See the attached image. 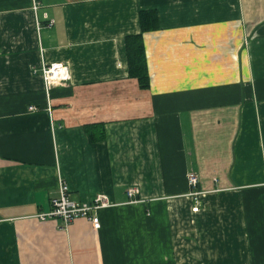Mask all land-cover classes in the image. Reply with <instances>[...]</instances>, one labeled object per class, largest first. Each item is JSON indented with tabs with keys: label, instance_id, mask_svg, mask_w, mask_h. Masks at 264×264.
Instances as JSON below:
<instances>
[{
	"label": "crops",
	"instance_id": "crops-1",
	"mask_svg": "<svg viewBox=\"0 0 264 264\" xmlns=\"http://www.w3.org/2000/svg\"><path fill=\"white\" fill-rule=\"evenodd\" d=\"M60 182L99 229L37 218ZM0 264H264V0H0Z\"/></svg>",
	"mask_w": 264,
	"mask_h": 264
},
{
	"label": "built area",
	"instance_id": "built-area-1",
	"mask_svg": "<svg viewBox=\"0 0 264 264\" xmlns=\"http://www.w3.org/2000/svg\"><path fill=\"white\" fill-rule=\"evenodd\" d=\"M37 8L38 4L33 2L31 7L32 11L35 12ZM48 25L52 26V22L50 21ZM33 74L38 75L42 79L47 95L51 88L63 85L69 80L67 67L60 63L46 64L41 62L39 67L34 69ZM28 110L32 112L37 111V109L33 107H30ZM187 183L190 189H194L198 183L197 176L193 173L188 174ZM58 191L59 196L51 201L49 210L37 216L39 220L58 219L62 224V228H67L72 220L86 218L91 222L93 229L97 230L100 228L96 212L106 207L102 197H96L87 204L74 202L69 199L68 188L64 182L59 183ZM135 195L136 191L134 189L127 190V196L129 198ZM193 195L197 196V194ZM198 207L199 202L194 198L191 212L197 213Z\"/></svg>",
	"mask_w": 264,
	"mask_h": 264
},
{
	"label": "trees",
	"instance_id": "trees-1",
	"mask_svg": "<svg viewBox=\"0 0 264 264\" xmlns=\"http://www.w3.org/2000/svg\"><path fill=\"white\" fill-rule=\"evenodd\" d=\"M141 33L156 30L157 15L153 11H141L139 14ZM142 34L128 36L125 39V54L128 61L129 75L135 78L142 88L148 87V77L145 70ZM92 141L93 138H90Z\"/></svg>",
	"mask_w": 264,
	"mask_h": 264
}]
</instances>
